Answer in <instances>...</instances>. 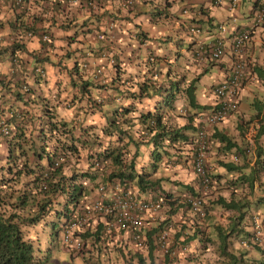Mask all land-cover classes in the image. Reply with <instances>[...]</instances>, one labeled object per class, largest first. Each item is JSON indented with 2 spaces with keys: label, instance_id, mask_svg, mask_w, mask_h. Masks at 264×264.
<instances>
[{
  "label": "trees",
  "instance_id": "obj_1",
  "mask_svg": "<svg viewBox=\"0 0 264 264\" xmlns=\"http://www.w3.org/2000/svg\"><path fill=\"white\" fill-rule=\"evenodd\" d=\"M13 8L19 9L20 5L12 4ZM58 7H56L57 9ZM23 8H21L22 10ZM45 10V9H44ZM15 21L4 20L0 17V57L9 55L11 61V69L7 73L0 72V155H4V163L0 165V264H65L58 261L53 257L49 248H45L42 244L36 243L37 236L42 229L46 230L50 225L49 234H58L66 220H70L73 214L76 217L82 216L83 213L79 209H75L84 200V195L88 192V187L82 183V178H95L96 173L90 169L93 166L92 162L88 164L87 169L77 171L71 168L70 172L65 170L68 165L67 158L60 159V157H68L69 154H79L80 146L99 144L100 139H96L92 133H88L91 129L89 126H83L84 118L78 121L68 123L56 111L57 103L60 104L62 99L58 94L40 93L36 88L27 83L28 75L24 73L23 57L17 52H22L25 45L19 42V39L13 38L7 42L6 34L3 32L4 26L8 24L13 31L21 30V34L32 32L39 35V40L43 47L52 46V25L37 26L36 22H41V19L57 21L55 16H44L41 19L34 16L35 19L19 17V13H15ZM63 26H70L69 23H64ZM21 29H20V28ZM48 33L51 40H42L40 35ZM5 35V36H4ZM7 43L2 44V40ZM16 52V53H15ZM32 60L34 61L33 69L37 63L44 62V58L32 52ZM47 58V57H45ZM149 57H146L148 59ZM75 61V64L70 70L71 78L70 84L76 88L78 83L77 79L81 80V95L77 92H72L69 100L72 102L77 101V108L83 109L81 103L85 93L89 96L87 98L88 110L95 108L100 111L104 116V124H99L102 135L108 136V144L98 152V157L102 160H107L109 167V179L118 178L124 184H134L140 190H145L148 187H156L158 180H147L148 170L136 169V156L141 153V146L151 144L152 154L149 161V170L155 171L158 161L162 159V155H171L174 159L173 163H178L183 159H194L196 149V140H200L207 136V132L202 131V127L195 123L198 117L202 114L197 109L205 110V105L197 102L195 97L196 81L200 78L201 74L205 73L202 70L199 74L193 76L188 84H185V96L187 99L188 122L176 126L168 115V109L173 108V100L175 92L180 89L179 83L184 81V75L174 81L160 80L158 78L151 79L149 76L138 78L134 83L129 82L127 87L120 88L114 86L115 83L123 84L129 79V75L123 76L121 67L116 63V69L112 73L111 85L108 83L96 84L100 87H113L116 92L110 94L111 98H90L93 81L84 79L82 71L80 70V63ZM152 71H154V61L149 62ZM40 66V65H39ZM118 68V69H117ZM120 68V69H119ZM255 71L260 78L261 86L264 89V66L262 68L255 67ZM35 70H31V74ZM36 77V82H41L45 78L40 75H33ZM124 79V81H123ZM248 80L242 78L239 82L240 85H245ZM171 82H174L173 84ZM11 84V85H10ZM168 84V85H167ZM217 84H215L216 86ZM239 85V87H240ZM213 86V85H211ZM9 92L14 100L20 101L30 108H19L13 105V102L7 103V107L1 104L3 96ZM60 92V90H59ZM161 95L162 97L155 103L154 109L144 110L139 108V103L145 99L151 98L153 95ZM65 97V96H64ZM92 97V96H91ZM75 98V99H74ZM67 99V98H66ZM89 101V103H88ZM37 103V108L34 110L32 103ZM109 102V105L108 103ZM4 104V102H3ZM74 104V103H73ZM105 105H108L105 107ZM14 106V107H13ZM91 106V107H90ZM170 109V110H171ZM4 110H10V116L6 119ZM194 110V111H193ZM262 107L258 108V113L262 114L260 119L259 132L264 130V110ZM87 112V110H86ZM257 113V114H258ZM18 120V123H17ZM29 121L39 127L35 129L32 127L29 134L25 132L24 125ZM2 123V124H1ZM3 124H10V133L4 134L1 129ZM140 125V128L138 127ZM12 126L14 128L12 129ZM78 128L77 134L75 131ZM95 128V127H94ZM196 129V137L190 134V130ZM202 131V133H200ZM98 134V133H95ZM93 136V137H92ZM91 139H90V138ZM222 138H224L221 135ZM225 139V138H224ZM191 143L190 152L184 156L179 152L184 150L182 144ZM234 142L227 140V147L230 148ZM182 146V147H181ZM94 148V147H92ZM133 148V149H132ZM132 150L130 160L126 156ZM94 150L88 152V156L92 157ZM183 158V159H182ZM58 161L55 163V161ZM241 161L243 163H241ZM193 163V162H192ZM190 168H193V164ZM219 165L225 167L226 173H236L240 171V175L236 178L226 177V183L236 186L240 181L246 182L248 185H253L252 172H246L243 167L247 166L246 159L242 158L239 161H225L217 160ZM241 163V164H240ZM213 172L215 168H213ZM224 173L217 172L212 174L210 184L214 185L215 181H221ZM194 195H199V192L189 188ZM216 202V201H215ZM188 201H169L167 206L168 215L164 220H157L155 225H148L145 230V240L148 245V259H144L142 255L136 253L132 254L131 258L127 257L130 264H157L158 249L155 244L156 237L155 230L165 226L170 219H174L178 212L184 207L188 206ZM209 203L212 201L209 199ZM217 203L225 209H231L233 215H229L230 222L226 227L224 225H216L218 245L215 247L216 263L215 264H242L246 252L234 247L236 237L241 233H248L240 225L243 216L242 208L245 202L240 198L234 196V190L230 193V198L226 199L222 195L217 198ZM182 205L181 209L179 208ZM197 215L199 214V211ZM159 212L156 213V215ZM212 214H207V218L211 219ZM204 218H206L204 216ZM206 218V220H208ZM195 218L186 217V220L173 231L171 235L174 238L175 249L172 252L166 253L163 257V263L176 264L179 259L184 255L185 257H196L207 248L202 237L198 235L204 225H195L192 221ZM167 226V225H166ZM87 228L85 230L76 231L75 235L80 236L83 246L87 242L90 245L83 247V254L76 252L78 256L84 260L99 259L104 260L108 255L110 249L122 252L123 245L117 243L116 239H112L109 243L106 235L105 228L100 229ZM189 232H192L189 234ZM52 239V237H51ZM108 240V241H107ZM209 240V239H207ZM215 241H213L214 244ZM201 244H203L201 246ZM201 247L203 249H201ZM72 250V249H71ZM74 254V253H73ZM94 256V257H93ZM187 260V258H185ZM135 260V263L134 261ZM181 263V262H180ZM86 264V262H84ZM182 264V263H181ZM190 264V263H189ZM251 264H264L263 259H255Z\"/></svg>",
  "mask_w": 264,
  "mask_h": 264
},
{
  "label": "crops",
  "instance_id": "obj_2",
  "mask_svg": "<svg viewBox=\"0 0 264 264\" xmlns=\"http://www.w3.org/2000/svg\"><path fill=\"white\" fill-rule=\"evenodd\" d=\"M86 1L24 0L21 6L23 9L21 10V8H13L8 0H0V17L4 20L14 19L15 21V13H19V17L23 18L25 22L27 21L26 18H29V21L35 19L34 16L40 19L44 16H55L57 21L43 20L42 18L41 22H36L37 26H51L53 22L51 26L53 45L49 47H43L38 34L28 36L27 34H21V30L15 32L8 24L4 26L3 32H7L6 38L9 40L7 42L16 38L25 45L24 51L17 53L23 57V69H26L24 73L29 76L27 83L33 85L40 93L58 94L62 102L57 103L56 111L65 120L72 117L83 119L85 116L82 117V114H86L87 117L91 114L95 117L98 113V110L93 107L88 110L90 104H87V98L89 97L87 93L84 94L81 101L84 110L77 108L78 103L76 100L75 102L69 100V97H72L70 96L72 92L81 95L79 90L73 88L70 84V70L75 61L78 60L83 77L90 75L96 77L94 76V69L105 71L104 73L101 72L104 76L100 84L107 83L109 79L111 82L116 63L121 67V71H125L126 76L129 75V79L133 78L131 82L134 83L142 77L141 73H144L146 68L149 70L150 65L147 64L145 58L151 52V54L156 55V66L162 70L161 79L164 82L167 81L168 84L170 83L169 80L175 79L176 76L186 75L187 80L188 76L189 78L192 76L191 73L195 76L204 69H206L205 72H210L212 76L215 74L216 80L212 83L217 82L230 71V66L234 62L235 54L231 48L226 47L225 54L220 61L210 59L207 55L198 59L194 56L192 50L198 43H207L214 36H217L216 26L219 22L228 23V27L248 24L252 18L251 12L254 5L258 6L262 0H240V3L233 10L227 8L228 0H221L218 5H213L210 0H138L135 6L131 8L123 6L121 0H96L94 5ZM56 7L58 8L56 9ZM78 13L81 17L76 19L74 15ZM65 22L69 23L70 26H63ZM194 22L201 25L202 31L199 36L190 38L187 34V27ZM226 36L229 37L230 35ZM7 42L4 39L1 43L5 45ZM32 52L45 59L44 62L37 63V65L43 66L47 73L46 78L41 82H36L34 80L36 77H33V75L38 74L35 70L36 67L33 69ZM9 55L6 54V56L0 57V72L2 73H7L11 69ZM108 55H112L113 61ZM178 55H184L185 61L179 62L180 56ZM104 56L109 59L108 62H105ZM242 56L243 59L251 62L254 71L255 67L262 68L264 66V24H255L253 36L244 47ZM64 60H67L68 63ZM31 70L32 72L35 70V72L31 74ZM200 78L196 81L195 97L198 103L205 105V108L208 109L214 102L213 93L209 88L206 90L197 88ZM258 78L256 75L254 80L241 89L239 111L232 113L225 120L209 129V133L212 135L208 151L209 161L215 162L219 158H224L227 161L229 159L226 158H228L230 151L241 150L246 145H251V153L246 154L242 150L241 158L249 160L250 165H254L255 158L258 155L259 157L264 156V131L256 133L253 138L249 139L251 132H255V130L253 131L250 128L246 132L245 129H240L243 121L245 122L248 118H256L255 113L258 108L264 107V89L261 86L260 78ZM119 86L123 87V84ZM99 89L98 97L102 100L103 98L104 100L111 98L110 94L116 92L113 87H100ZM178 95H180V99H183L185 93L182 92L181 95L179 91ZM90 98L93 97L90 96ZM156 99L152 97L147 101L144 100L139 103V108L152 110ZM1 100H3L1 104L4 107H7L5 104L13 102V105H18L19 108H30L29 105L14 100L9 92ZM32 105L35 110L37 103L33 102ZM89 111L92 113H89ZM175 112L178 111L171 109L168 115L170 118L176 117V119H172L176 122V126L188 122L186 116H176ZM4 113L6 117L11 114L10 110H4ZM250 124L257 125L254 120H251ZM243 125L245 126V124ZM24 127L25 131L29 132L35 125L28 120L27 125H24ZM227 138L234 142L230 148L226 145ZM189 152L190 146L185 144L182 153L188 154ZM241 163L243 162L241 161ZM187 167V164H178L175 167L178 172L177 176H180L179 178L183 180V183L194 184L196 178ZM215 171L224 173L220 182L228 176L223 165L216 166ZM174 186L176 185H173L174 190L179 188V186L176 188ZM220 194L226 199L230 197V191L226 189H222ZM234 196L240 199L249 197L247 193L242 196L240 190L234 193ZM222 210L226 209L221 208ZM229 211L233 210L227 209L226 213H229ZM208 250L207 246L203 252Z\"/></svg>",
  "mask_w": 264,
  "mask_h": 264
},
{
  "label": "clouds",
  "instance_id": "obj_3",
  "mask_svg": "<svg viewBox=\"0 0 264 264\" xmlns=\"http://www.w3.org/2000/svg\"><path fill=\"white\" fill-rule=\"evenodd\" d=\"M108 1V0H106ZM138 0H134V3L132 5H128V6H125L127 8H131V7H134L135 6V3L137 2ZM211 3L213 5H218L221 3V0H218V2H214V0H210ZM240 3V0L237 1V3L231 7V0H228V5H227V8L229 10H233L237 7V5ZM256 5V4H255ZM253 7L252 9V12H251V20L249 21L248 24H245V25H232L230 27H228V23H224V22H219L217 24V31H218V34L217 36H214V38L207 42V43H204V42H200L198 43L197 46L194 47V49L192 50V53L194 54V56L198 59H201L202 57H204L205 55H207L210 59H213L215 61H220L224 54H225V50H226V47H230L231 50L233 51V53L235 54V59H234V62L232 63V65L230 66V71L224 76L222 77L220 80H218L217 82L213 83L212 85L213 86H210L209 89H211V92L213 93V101L212 104H211V107H209L207 110H201L198 112H200L202 114V111H203V114H202V117H198L197 119L198 120H195V123L200 125L202 127V130H204L205 132H207V136H204L205 138V148H204V155H203V163H204V168H205V172L206 174L208 175L209 178H211L212 174H215L217 172H213V168H215L216 166H219V164L217 163V160L220 159L221 160H224V158H219V159H216L215 162H212V161H209L208 159V151L210 149V144H211V134L209 133V129L212 128L214 125H216L217 123L219 122H222L223 120H225L228 116H230L232 113H235V112H238L239 111V107H240V96H241V89L247 85L250 81L254 80L256 78V75L254 72V68H252V64L250 61H246L245 59H243V56H242V52L244 50V47L246 46V44L251 40L252 36H253V30H254V26L255 24L256 25H260V24H264V15H263V19L261 21H258L257 20V15L259 14V12L261 11V9L263 8L264 6V0H262L260 2V4L258 6H255ZM185 11V9H184ZM232 20H234L232 18ZM195 23V22H194ZM191 24V23H190ZM189 24V25H190ZM198 25H200L199 23H197ZM188 25V26H189ZM220 25H223L225 27L224 30H220L219 26ZM247 26H251V34H250V37L248 39H246L239 48H236L235 46V37H236V31L240 28H244V27H247ZM201 27V25H200ZM201 31H202V27H201ZM201 33V32H200ZM200 33L197 35L199 36ZM34 34V33H33ZM48 34V33H47ZM187 34L188 33V27H187ZM49 35V34H48ZM223 35V36H221ZM226 35H230L229 37H227ZM32 36V35H31ZM195 36V37H197ZM226 36V37H224ZM41 39H42V35H40ZM190 38H195V37H192L189 35ZM43 40V39H42ZM51 38H50V35H49V39L48 40H45V41H50ZM217 40H220L221 43H222V47H223V54L219 57V58H213L209 52V48L211 47V45L213 43H215ZM226 40H229L228 42ZM200 45L203 46L202 49H200ZM152 53V52H151ZM151 53H148L146 56L149 57L148 59H146L145 61L147 62L148 65H150L151 67V64L149 62L151 61H154L155 63L153 64L155 67H154V71L151 70V68L148 70L147 68L145 69L144 73H141L142 77H143V74L144 76H149L151 77V79H155V78H158L159 81L162 80L161 77H160V74L162 72V70L156 66V55L154 54H151ZM109 58L112 57V55H108ZM240 59L241 61H243L246 65V70H247V73H248V77H246V79L248 80L246 82L245 85H240V88H239V93H238V105H237V108L230 111L224 118H222L221 120H218L216 122H206L205 121V118L208 114H210L211 112H213L217 106H218V97L217 95L215 94V87L218 85L219 82H221L223 79L227 78V76H229L232 72V69L236 63V61ZM111 60L113 61V58H111ZM114 65V64H113ZM84 66V65H83ZM86 66V64H85ZM41 68L43 70V74H41L40 72H38L36 70V68ZM36 72L38 75H40V77H44L46 76V70L43 66H39V65H36ZM171 69V68H170ZM102 71H97V69H94V76H98ZM122 72V71H121ZM174 74V73H173ZM183 74H181L180 76H176V79L177 77L180 78L182 77ZM184 77V81L183 82H180L179 83V87L180 89H178L176 92H175V97H174V100H173V108L175 111L177 110L178 112H175V115L176 116H184L186 114H188V109L187 107H189L187 105L186 102L187 99H186V96L183 97V99H180V95H178L179 91H180V94L182 95V92H184V89H185V84L187 85L188 84V81L191 80V78L193 76H191L190 78H188L186 80V75L183 76ZM257 78H258V75H257ZM259 79V78H258ZM110 80V79H109ZM112 80V79H111ZM133 80V78L131 79H128L125 83L126 85L128 86V83L131 82ZM172 81H174V79H170ZM260 80V79H259ZM215 84H217L215 86ZM126 86V87H127ZM185 93V92H184ZM179 96V97H178ZM152 97L154 98H157L156 101L153 103L154 106H153V109L155 107V103L162 97L161 95H153ZM151 97V98H152ZM100 97H98V100H99ZM147 99H150V98H147ZM147 99H145V101H147ZM176 101H179L178 103ZM182 102V103H181ZM185 104V105H182V104ZM207 106V105H206ZM171 109V108H170ZM168 109V111L170 110ZM263 110H264V107H263ZM256 112L255 113V116L256 118H248L246 119L245 121V126L241 123V130L242 129H245L246 132L250 130H255V132H251L250 136H249V139L253 138V136L257 133H261L259 132V127H260V119L262 117V114ZM173 116V115H172ZM7 117H5L6 119ZM76 119V117L74 118ZM80 118H78L79 120ZM172 119H176V117H173L171 118ZM82 120V119H81ZM251 120H254V122L257 124L255 126L250 124ZM76 121V120H74ZM173 121V120H172ZM173 123L175 124L176 122L173 121ZM2 124V123H1ZM5 126L8 127L9 131H10V124H3ZM2 125V126H3ZM1 126V127H2ZM39 127V124L36 123V126L34 127L35 129H37ZM138 127L140 128V125H138ZM14 127L12 126V129ZM8 131V133H4L6 135H8L10 132ZM228 140V138H227ZM200 140H196V149H195V153H194V156H196L197 152H198V143H199ZM231 141V140H230ZM227 143V141H226ZM103 144V143H102ZM185 144H188V143H185ZM185 144H182L183 146V149L185 147ZM191 143H189L188 145L190 146L191 148ZM0 145H1V142H0ZM149 146L147 145H143L141 146V151H142V148H148L149 149V152L150 154H152V148L153 146H151V144H148ZM79 148H81L82 146L78 145ZM181 146V147H182ZM1 148H2V145H1ZM98 148V149H96ZM104 148V144L100 147L99 144H97L94 148H92V150H94L93 154H91L92 157H89L88 154H87V157L85 159V161L83 162V168L82 169H79L77 171H80V170H85L87 169L88 167V164L89 163H93L90 167V169L92 171H94L96 173V177L95 178H92L90 179L89 178H82L80 179L82 181V183L84 185H86V187H88V192L86 193V195L88 193L91 192V187L94 185L95 187L93 188V193H94V197L91 199V201L89 202H86L85 201V198H86V195H84V200L81 202L80 205H77L75 209L77 210H81L82 213H83V210H86L87 207H92L94 201L99 197L100 193H99V187L101 185L105 186L107 188V196L110 197V199L112 198V196L114 195V191L116 190V186L117 187H122V188H127V189H131V192L133 194V196L136 198V199H153V198H156L158 196H163L165 198V200L162 202V205L159 209L155 210V211H152V213L149 215V217H146L145 219V223H144V226L142 227V240H143V244L141 245H138L136 244L134 238H132L130 235H128L129 233H125V232H120L119 230H117V227L114 225V229H112L110 232H107L106 231V225L107 223L112 219V215L109 214V213H103V212H97V211H90L89 214L86 216L84 213L82 216L86 217V220L85 221H81V224H75L73 226L72 223H74L73 221H78V217H76L74 214H73V217L70 219V220H66L67 222H65L63 225H64V228H62L60 230V234H61V245L64 249H67L70 251V254H77L76 252H83V247H87L90 245V242H87L85 246H83V243L81 241V238L80 236L78 235H75V232L76 231H80V230H85L87 228H90L91 231H93L94 228H98L99 226H101L100 229L102 228H105V233L108 237V240L110 239H116L117 240V243L119 244H122L123 245V248H122V252L124 254H126V259L127 257L131 258V255L134 254L136 255V253L142 255V257L144 259H148V245L149 243L146 242L145 240V233H146V229L148 228V225H155L158 223L157 220H164L167 215H168V211H167V206H168V203L169 201H175L177 198H178V201H184L185 202V198L186 200L188 201V198L191 197V198H197L200 200L199 204H198V207L196 210H193L192 207H191V201H188V206H187V209L186 207L182 208V205L179 207L181 210L178 212L177 216L174 218V219H170V221L163 227H160L158 228L157 230H155V236L156 237V240H155V244L157 246V249H158V257H157V261L160 260L162 263H163V260H162V257L166 254V253H169V252H172L174 251V249L176 248L175 247V244H174V238L173 236L171 235V233L173 231H176L178 229V227H180V225H182V223L186 220V217H189L190 218H195L193 222V224L197 223V225H206V218H207V214H212L211 213V210L212 209V206H213V203H209V199L208 197L209 196H212L213 199L216 200V204L219 206V208H223L220 204L217 203V198L220 194V191L222 189H226V190H229L230 193L231 191L234 190V193H237L238 190H240V192H242V196L245 195L246 193L249 195V197L245 198V199H241V201L245 202V206L242 208V211H243V216H242V219L240 221V225L244 228V231H248V233H243L241 232L237 237H236V242H234V246L235 247H238V245L240 247H245V248H249V247H253V248H257V249H260L262 252H264V195H258L256 194V190H257V187H259L257 183V180H256V177L262 173L263 171L260 170L261 167H264V164L261 163L260 164V158H263L262 160L264 161V156L263 157H259V155L255 158V161H254V165H250L249 164V160H246V165L244 168V170L246 172H252L254 173L253 174V185H251V189L249 188L250 185H248L246 182L248 181H240L238 182V184L236 186L232 185V184H229V183H226V179L222 182L220 181H215V186L214 185H211L209 183V187L208 188H204L203 185H202V182H201V178H200V174L196 171L195 169V160L194 159H183L184 156L186 154L182 153L183 150H180L179 152L182 154L183 156V160L181 161H177L178 163H173V160H176L174 159L171 155H166V157L162 156V160L160 161V163H165L168 165V166H171V167H176L178 164H187L188 167L191 172H193L194 176H195V183L194 184H189V183H183V180L181 183L183 184H187L185 185V187L181 184L179 185H176L174 186L175 188L177 186H179L178 189H170V191L168 189H163L164 186H162V178L160 177H153V174L157 171L158 168H156L155 171H152L151 169L149 170L148 169V175L146 177L147 180H158V184L156 185V187H148L146 188L145 190H140L137 185L135 186L134 184H131V183H128L127 184H124L120 181V179L118 178H112V179H109L107 177V175L109 174V170L105 172H103V177H102V181L98 182L97 183V179H98V169H100L102 166H103V163H106L108 161H110L109 159L107 160H102L98 157V152L100 150H102ZM242 150L246 153V154H249L251 153V145H246L245 147H243L241 150H232L228 153V158L226 159H229L227 161H230V159L232 161H239L242 156ZM192 151V150H190ZM234 152V153H233ZM192 153V152H189V154ZM74 155L76 154H73V155H70L68 157H60L59 160L61 159H64V158H67V162H68V165H72L71 162H72V158L74 157ZM139 156V155H138ZM135 158L136 160V165H137V157ZM140 156H141V153H140ZM253 157V156H252ZM151 159V157H150ZM150 159L148 160V164H149V161ZM130 160V159H129ZM58 161V159L55 161V163ZM159 162V161H158ZM193 162V163H192ZM193 164V168H190V164ZM241 164V163H240ZM216 165V166H214ZM136 167V166H135ZM142 169H145L146 170V167L142 166L140 169H137L138 171H141ZM237 173V174H236ZM236 173H227L228 176H226L227 178L228 177H234L237 179V177L240 175V171L239 172H236ZM236 174V175H235ZM177 176V174L175 175V177ZM171 178V177H170ZM90 183H93V185H90ZM178 183V182H177ZM196 184V185H195ZM175 185V184H173ZM119 187V188H120ZM190 187L193 188V190L199 192V195H194L192 194L191 190L189 189ZM176 191H179V192H176ZM237 191V192H236ZM145 193V195H144ZM177 194V195H176ZM216 196V197H215ZM223 196V195H222ZM230 198V197H229ZM106 201H109L108 199L105 200ZM221 208H220V212L221 211ZM225 209V208H224ZM231 210V209H229ZM196 211H199V214L197 215L198 212ZM227 211V209H226ZM234 211V210H233ZM233 211H229L228 216H227V220H228V223L226 225H224L225 227L227 225H229V222H230V217L229 215H233ZM159 212L157 215L156 213ZM204 216L206 218H204ZM208 220H215L216 217L213 215V217L211 219L207 218ZM91 221H94L95 224L94 225H91L90 222ZM93 228V229H92ZM163 230H167L168 232V235H170V239L172 240V243L170 244L169 246V249L168 251L166 250H162L160 248V246L158 245V237L160 235V233L163 231ZM202 230V228H201ZM192 233V232H189V234ZM70 236V239H71V242L66 244L65 242V239H67V236ZM198 235L200 237L203 238L204 242H205V245L208 246V249L211 247V246H214L216 247L218 245V240H217V229H216V236L214 237H209L208 235H206V231H203V232H199ZM209 239V240H207ZM107 240V241H108ZM214 244H213V241H215ZM109 243L111 244V241H109ZM212 245H208V244H211ZM238 244V245H237ZM72 249V250H71ZM83 254V253H82ZM263 259V258H261ZM128 261V260H127ZM134 263H135V260H133ZM129 262V261H128Z\"/></svg>",
  "mask_w": 264,
  "mask_h": 264
},
{
  "label": "built area",
  "instance_id": "obj_4",
  "mask_svg": "<svg viewBox=\"0 0 264 264\" xmlns=\"http://www.w3.org/2000/svg\"><path fill=\"white\" fill-rule=\"evenodd\" d=\"M11 4L22 6L24 0H8ZM100 1V0H98ZM238 0H231V7H233ZM87 3L95 4L96 0H87ZM214 2H218V0H214ZM123 6L132 5L134 0H121ZM264 15V6L257 15V20L261 21ZM220 30H224L225 27L223 25L219 26ZM201 32V27L197 23H191L188 26V33L190 36L195 37ZM235 37V46L239 48L241 44L250 37L251 34V26H247L244 28H240L236 31ZM28 36L33 35L32 32L27 33ZM43 40H48L49 35L47 33L42 34ZM200 49L203 48L202 45L199 46ZM209 52L213 58H219L223 54V47L220 40H217L215 43L211 45L209 48ZM38 72L43 74V70L41 68H36ZM248 73L246 70V65L243 61L238 59L232 69V72L227 78L223 79L218 85L215 87V94L218 97V106L217 108L208 114L205 118V121L216 122L224 118L230 111L237 108L238 105V93H239V82L242 78L248 77ZM4 133H8L9 129L7 126L3 125L1 127ZM203 131V130H202ZM202 131L200 133H202ZM203 135V133H202ZM198 152L196 154L195 160V169L200 174L201 182L204 188L209 187L210 178L205 172L204 163H203V155L205 148V138H201L198 143ZM120 187V186H119ZM117 187L114 191V195L110 199L107 196V188L103 185L99 187V197L94 201L92 207H87L86 210H83V213L87 216L90 211H97L103 213H109L112 215V219L106 225V231L110 232L114 229V225L117 227V230L120 232L129 233L132 238H134L136 244H143L142 238V227L144 226L146 217L159 209L162 205V202L165 200L163 196H158L156 198L147 199H136L131 189ZM108 199L109 201L105 200ZM188 201H191V207L193 210H196L198 204L200 202L197 198H188ZM86 217L79 216L78 221H73L71 226L75 224H81V221H85ZM158 245L162 250L168 251L172 240L170 239V235H168L167 230H163L158 237ZM66 244L71 242L70 236H67L65 239Z\"/></svg>",
  "mask_w": 264,
  "mask_h": 264
},
{
  "label": "rangeland",
  "instance_id": "obj_5",
  "mask_svg": "<svg viewBox=\"0 0 264 264\" xmlns=\"http://www.w3.org/2000/svg\"><path fill=\"white\" fill-rule=\"evenodd\" d=\"M74 16H76V19L81 17V15L79 13L74 15ZM77 28H79V27H77ZM178 56H180V55H178ZM66 58H67V56H66ZM104 60H105V62L109 61V59L106 57L104 58ZM182 60L185 61L184 55H181L178 59L179 62ZM64 61L66 63H68L67 60H64ZM104 72L105 71H103V73ZM113 74H115V73L113 72ZM122 75L126 76L125 71L122 72ZM191 75L193 76V73H191ZM103 76H104V74L100 73L96 77H92V75H90L88 77H84V79H89V80L93 81V86H90V89H91V96L95 99L98 98V96H99L98 94L100 92V89L97 87L96 84L101 83ZM44 78H46V76H44ZM187 78H189V76ZM215 80H216L215 74H213V76H212V74L210 72H205L201 75L200 82H199L197 88L206 90L209 88V86H211L213 84L212 82H214ZM123 81H124V79H123ZM77 83H78V85H77L76 89H78L80 94H81V90H82V87L80 85L81 80L77 79ZM107 83L109 85H111L110 84L111 82L109 80L107 81ZM119 85H121V84H119L118 82L115 83V86L118 87ZM124 86H127L126 83H124ZM123 87L120 86L121 89H123ZM107 103L109 105V102H107ZM185 103H187V102L185 101ZM108 105H105V107ZM182 105H185V104L183 103ZM206 110H207V108H206ZM89 113H92V112L89 111ZM84 116H85V118H84L85 122L82 125L91 127V129L87 132L92 133V135L96 139L101 138L102 141H100V144L103 143L104 145H107L109 143L108 142V136L102 135V131L99 128V124H101V125L104 124L103 114L100 111H98V113L95 117L92 116L91 114H89L88 117L86 116V114H82V117H84ZM74 120L78 121V117H76V119H74V117H72L71 119H69L67 121H68V123L69 122L72 123V121H74ZM245 122H247V121H245ZM245 122L243 121L242 124H245ZM25 132L27 134H29L28 131H25ZM77 132H78V128L75 131V133L77 134ZM95 133H98V134H95ZM190 134L196 137V135H197L196 129L194 128L193 130H190ZM95 146H96V144H94L91 147L89 145H84L83 147H81L79 154L74 155V157L72 158V162H71L72 165H67L65 167V170L67 172H70L71 168H74L76 170L82 169L83 168V162L85 161L88 152L90 150H92V147H95ZM96 149H98V148H96ZM131 155H132V150H130V153L127 154L126 156L128 157V159H130ZM162 156L166 157V155H162ZM3 157H4V155L1 154L0 155V165H2L4 163ZM150 157H151V154L148 151V148L147 149L143 148L141 151V156L139 154V156L137 157L136 169H140L142 166H144V167H146V171H147L149 169L148 160L150 159ZM262 159L263 158H260V164L261 163L264 164V161ZM157 164H158L157 165L158 169L153 174V177H160L163 179L161 182L162 186H164L163 189H168L170 191V189H173V184H175V185L181 184L184 187H185V185H187V184L181 183L182 179L179 178L180 176L175 177V175L178 173L177 168L168 166L166 164V162L164 164L158 162ZM109 167H110L109 163L106 162V163H103V166L97 170L98 171L97 183L102 181L103 172L106 173V171L109 170ZM260 170H262L263 172L260 173L256 177V180H257L256 184L259 185V187H257L256 194L264 195V167H261ZM90 185H93V183H90ZM94 187L95 186L93 185L91 187V192L86 195V198H85L86 202L91 201V199L94 197V193L92 191ZM214 187H216V186L214 185ZM176 192H179V191H176ZM144 195H145V193H144ZM208 199H210L213 203L212 209H210V210H211V213H213V215L216 217V219L215 220H207L206 225H204L203 229L199 232L206 231V235H208L209 237H214V236H216V228H215L216 225H226L228 223V220H227L228 214L226 213V210H222V212H220V208L216 204V202H215L216 200L213 199L212 196H209ZM90 224L94 225L95 222L91 221ZM49 228H50V225L47 226L46 230H44V229L41 230V232L37 236L38 239L36 240V243L37 244L40 243L45 248H49L47 251L52 252V254H51L53 256V257H51L52 259L56 258L61 263H65V264H84V262H86V264H130L126 259V254H124L123 252H119L118 250L115 251L113 249L109 250V252H108L109 256L104 258V260L99 259V261H95L94 259L84 260L82 257L76 255L75 253L70 254V251L67 249H64L61 245V234H60V232H58V234H54L52 236L48 232ZM51 237H52V239H51ZM110 241H112V239H110ZM202 245L203 244H201V246ZM208 245H212V243L208 244ZM235 248H239V249L246 252L242 264H251V263L255 262V259L258 260V259L264 258V252H262L260 249H257V248L255 249L253 247L245 248V247H240L239 245H238V247H235ZM201 249H203V248L201 247ZM185 258H187V260ZM185 258L183 255L176 264H181V263L182 264H189V263L190 264H215L216 260H217L214 246H211L208 251L201 252L196 257H194V256L188 257L187 256ZM157 264H165V263H162L160 260H158Z\"/></svg>",
  "mask_w": 264,
  "mask_h": 264
}]
</instances>
